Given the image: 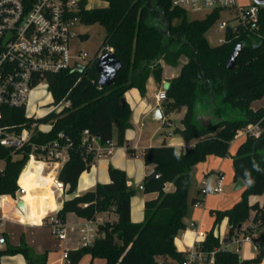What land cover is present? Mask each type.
Listing matches in <instances>:
<instances>
[{
    "label": "trees",
    "instance_id": "16d2710c",
    "mask_svg": "<svg viewBox=\"0 0 264 264\" xmlns=\"http://www.w3.org/2000/svg\"><path fill=\"white\" fill-rule=\"evenodd\" d=\"M87 1L77 0L76 15L80 23H97L105 29L100 49L111 47L122 67L108 86L98 85L94 59L81 71L47 75L54 100L68 93L70 106L46 116L43 121H52L50 130L38 133L33 140L53 141L59 133L68 139L66 158L58 171L64 193H74L80 175L94 161L93 150L88 151L87 143L83 142L84 131H88L89 137H98V142L103 144L112 140L116 126L117 144L123 145L131 113L126 100L122 102L124 93L135 87L144 94L149 76L161 85V60L177 66L181 57L186 59L179 74L168 80L165 111L171 113L185 107L180 127L173 133L186 141H196L179 152L166 144L142 151L144 164L154 166L153 172L144 177L142 190L155 192L157 196L145 201L144 220L140 223L130 218L135 191L127 184L125 171L111 164L108 182L97 183L91 190L64 199L55 213L61 224H65L68 213L86 220H94L101 212H113L116 216L115 220L98 225V236L91 246L68 250L70 264H77L85 254L102 259V264H157L159 258L181 261L184 252L177 249L174 238L186 228L184 219L190 207L203 200L200 190L198 196L188 200L192 167L208 155L228 156L237 131L261 120L262 135L259 138L246 135L232 155L234 179L244 182L241 199L230 208L212 210L215 225L227 218L230 234L250 219L251 213V221L259 229L253 238L254 257L241 259L236 251L216 250L214 264H259L264 257V200L250 202L249 197L264 193V106L252 107L264 98V6H258V31L239 26L227 32L225 42L210 45L206 32L219 18V9L202 18L190 19L188 11L172 6V0H101L107 4L97 7H88ZM86 36L81 35L83 39ZM240 42L243 48L235 67L226 69L231 51ZM203 114L213 117L206 127L197 119ZM4 117L7 124L24 120L23 111L17 109L6 110ZM0 159L5 161L0 171V195H13L28 155L12 158L10 149L0 145ZM155 172L160 176L150 180ZM169 182L174 190L165 192L164 186ZM19 183L25 190L38 185L24 169ZM53 184L59 185L52 177L50 190ZM14 204L9 196L0 198V209L7 214H17ZM43 221L44 226L50 227L48 217ZM250 229L245 228L244 235L250 234ZM218 246L219 237L210 230L201 248L211 251ZM13 254H22L28 264H46L47 260V250L34 253L23 235L18 244L8 243L0 249V257Z\"/></svg>",
    "mask_w": 264,
    "mask_h": 264
},
{
    "label": "built area",
    "instance_id": "2783aa9c",
    "mask_svg": "<svg viewBox=\"0 0 264 264\" xmlns=\"http://www.w3.org/2000/svg\"><path fill=\"white\" fill-rule=\"evenodd\" d=\"M172 6L185 9L188 12H206L219 9L229 12L236 20L235 25L226 20L219 23L218 28L223 30L224 37L217 44L226 40L227 28L235 31L237 27L259 30V7L254 1L250 5H241L238 0H172ZM77 0H0V145L10 149L12 158L28 155V160L21 169L17 179V190L9 196L17 203L22 200L25 188L19 183L23 169L30 160L35 162L60 163L66 158L68 139L59 133L53 141L35 143L33 138L38 133H46L52 126V121L43 119L53 112H59L70 106L67 95L55 101L49 88V74L74 71L79 65L84 66L87 54L81 53L78 46L73 45L74 39H80L77 27L80 19L77 17ZM260 38V34L256 35ZM103 52H112V48L105 47ZM102 53H99L94 60ZM83 61V62H82ZM51 95L53 107L46 112H38V94ZM158 101L166 99V92L161 89L156 94ZM9 109L22 110L24 120L15 123H4L5 111ZM261 120L250 123L239 131L243 135L259 138L263 133ZM49 125L48 129L41 126ZM238 132V131H237ZM84 131L83 142L87 143V150H93L94 159L109 155L114 149L111 140L103 143L102 147H95L96 137H89ZM237 134V133H236ZM29 147V150H26ZM200 194H219L224 191V176L218 174L216 182L211 185L202 180ZM21 213V212H20ZM10 218L3 216L0 209V228L4 221ZM107 219L95 218L86 220L79 225L78 240L80 247L91 246L98 236V225ZM51 233L59 240L66 239L64 224L55 218L48 217ZM197 234L194 244L184 252L181 261L159 258L157 264H214L216 250L236 251L240 241L231 235L219 237V246L211 251L201 248V242L207 233L199 231L196 223L189 226ZM254 234L244 236L245 240L253 241ZM6 243V237L0 229V245ZM235 247H232L234 246ZM255 247V245H254ZM60 260L62 264H70L68 250H64Z\"/></svg>",
    "mask_w": 264,
    "mask_h": 264
},
{
    "label": "crops",
    "instance_id": "0c3cea01",
    "mask_svg": "<svg viewBox=\"0 0 264 264\" xmlns=\"http://www.w3.org/2000/svg\"><path fill=\"white\" fill-rule=\"evenodd\" d=\"M254 0H251V3ZM104 2V1H103ZM239 2V0H238ZM106 3V2H105ZM240 4V3H239ZM185 62V59L181 57L179 59L177 66H172L166 64L163 60L160 61L163 71H162V83L158 85L153 76H149L146 81L145 93L141 94L140 91L132 87L124 93V98L128 103L131 113L129 123L130 126L124 132V144H117V128L116 126L113 129L112 142L114 143L113 151L107 155L100 158L94 159L92 166L89 170L84 171L77 183L76 190L72 195H66L64 193V184H59L58 180V171L61 166L60 163L49 162L50 166L47 167V173L45 179L48 182L51 178H55L59 185L53 184L51 186L52 197L54 199L55 207L53 210H48L47 214L44 215L42 210L39 213L35 211V218H33L32 225L20 223L24 228H26L27 233L21 232V235L24 236V239L28 246H34L39 251L38 254L47 250V260L46 264H62L60 260L63 251L69 249H77L80 247L78 240V228L85 219L76 216L73 213H68L66 216V222L64 224L66 239L59 240L52 233L51 228L44 226L43 219L55 215L56 211L61 207V204L64 199L69 198L74 195L82 194L88 190L94 188L97 183H104L109 181L108 166L111 164L116 168H120L125 171L127 177V184L134 189V195L131 197V209H130V218L134 223H140L144 220V203L148 199L155 198L157 193H144L142 190V181L145 176L150 175L153 172V165L144 164L141 153L147 147L160 146L166 144L173 146L176 152L184 151L187 148L193 146L196 139L191 141H186L182 139L179 135L174 134L173 130L167 133L161 131L162 126L159 124V120L162 121L164 118L170 114L165 111V101H158L156 99V94L159 90L164 89L165 85L168 84V80L176 77L181 69V65ZM185 108V107H183ZM186 109V108H185ZM159 110L161 117L159 118L156 114ZM205 115V114H203ZM160 121V122H162ZM169 126V122L166 123ZM245 137V135L242 134ZM245 139V138H244ZM242 140V142L244 141ZM235 145V139L230 142L229 146V155L226 157H219L216 155H208L206 158L198 162L195 166L192 167V176L196 175L200 181L199 187L196 191L194 197L198 196V192L201 186L202 180H207L211 185L216 182V176L222 174L224 176V186L232 181L236 183L234 179V172L232 166V146ZM95 147H102L103 144L96 142L94 143ZM238 147V146H237ZM237 148H235L236 151ZM49 164L48 162H43ZM33 178V177H32ZM34 179V178H33ZM35 180V179H34ZM50 189V188H49ZM235 189V188H234ZM50 190V191H51ZM174 190L172 183H166L164 186L165 192H170ZM243 191V187L235 189ZM223 193V192H222ZM26 194V193H25ZM24 194V195H25ZM221 194V193H219ZM23 195V196H24ZM56 196V200L54 198ZM192 197L191 200L194 198ZM251 197V198H250ZM249 201L255 202L258 201L256 196H250ZM239 194H233L231 197L228 196H218L215 194H206L203 196V200L200 203L194 204L190 207V211L187 217H185L186 228L181 231L175 238L174 243L178 250L185 251L190 248L195 240L197 239V234L189 228L191 223H196L198 225L199 231L202 233H208L210 230H213L215 236L223 237L225 235H231L236 240L240 241L239 246L237 247L238 251L244 247L245 244H253L251 239H244V229L251 226V223L244 222L241 224L239 229L232 234L229 233V225L227 218H224L219 224L215 225V215L212 213V210H223L230 208L235 202L240 200ZM255 199L254 201L252 200ZM23 199V197H22ZM26 205L25 199H23ZM259 202V201H258ZM262 202V201H261ZM259 202V203H261ZM27 208L26 213L27 214ZM253 213H251L252 217ZM43 217V219H42ZM17 218V216H16ZM96 218L115 220L116 216L113 212H101L96 215ZM12 223L15 220L9 219ZM250 234L256 235L254 229L250 227ZM6 237L5 244H11L10 238L7 232H4ZM20 238V236H19ZM18 244V243H17ZM248 249V256H245L244 259L252 258L256 254V249L254 244ZM232 247H235L232 246ZM31 248V247H30ZM2 249V248H0ZM239 254V253H238ZM243 259L241 256H239ZM85 259V260H84ZM170 259V258H164ZM84 260V261H83ZM264 262V257L261 264ZM102 264L103 260L99 258H92L90 254L84 255L77 264ZM0 264H28L22 254H13V255H3L0 257ZM263 264V263H262Z\"/></svg>",
    "mask_w": 264,
    "mask_h": 264
},
{
    "label": "rangeland",
    "instance_id": "374dc122",
    "mask_svg": "<svg viewBox=\"0 0 264 264\" xmlns=\"http://www.w3.org/2000/svg\"><path fill=\"white\" fill-rule=\"evenodd\" d=\"M239 3L241 5H250L251 0H239ZM107 3L101 1V0H88L87 1V6L88 7H97V6H103L106 5ZM206 15V12L201 11V12H188V17L191 18H202ZM222 20H226L229 24L235 25L236 20L233 19V15L229 12H222L219 16V18L212 24V26L207 30L206 32V38L209 42L210 45H216L218 43V40L220 38L224 37V32L223 30H220L218 28L219 23ZM77 31L80 32V39H74L72 44L75 46H78L79 50L81 53H86L87 56L85 58L86 61H90L95 59V57L99 53H103L104 49H100V46L103 41L105 29L95 23L92 25H84L80 23V25L77 27ZM85 34L87 35L86 38H82L81 35ZM183 59H185L183 57ZM186 61V59H185ZM83 62V61H82ZM53 98L51 95H45V94H38V106H40L38 112H46L49 111L53 107ZM264 106V98H262L259 101H256L252 104V107L254 109L258 107ZM185 108H180L177 111H173L170 114H168L164 120L162 121L161 119L159 120V124L162 126L161 131L164 133H167L169 131L174 130L176 127H180V120L182 116L184 115ZM162 121V122H160ZM169 122V126L166 124ZM42 129H48L49 125H43L41 126ZM245 137L242 136V133L238 130L237 134L235 135V145L232 146V151L231 154L234 155L235 153V148L242 142V140ZM52 164H46L43 162H35L33 160H30L28 164L25 166L24 171L33 177L37 182L38 185H33L30 186L26 189V194L23 196V199L26 201V208H27V214H22L19 211L16 210V215L17 218H15L14 222L12 223L10 221H4L3 225L1 226V231L7 232L10 238V243L12 244H17L20 242L19 236L21 235V232H25L26 228H24L20 223L24 224H33V218H35V211L36 213H39L42 210V213L44 215L47 214L48 210H53L55 207L54 199L52 197L51 191L49 187L47 186L48 182L45 179V175L47 173V167ZM5 166V161L0 159V171L3 170ZM105 183V182H104ZM200 181L196 177V175H193L191 178L189 190H188V200L191 201V198L195 196L196 191L199 187ZM235 183H232L230 181L224 186V191L221 194H215L218 196H228L231 197L233 194H239L241 197V191L235 190ZM56 196H54L55 198ZM251 198V197H250ZM241 199V198H240ZM256 199L261 202L264 200V193L261 195H256ZM56 200V198H55ZM254 201L255 199L252 198ZM2 213V212H1ZM3 216L7 217V214L2 213ZM250 219L246 220L245 222L251 223V226L254 229V232L257 233L259 232V229L257 226L252 223L251 221V214H250ZM236 231V229L233 230V233ZM27 233V231L25 232ZM7 244H1L0 248H4ZM253 245V244H252ZM251 244H245L243 248H241L238 253L239 256H241L243 259L245 256H248L249 252L248 249L251 247L253 249V246ZM32 251L34 253H39V251L36 249L34 246H30ZM86 255V254H85ZM85 260V259H84ZM83 260V261H84ZM264 264V262H262ZM261 263V264H262Z\"/></svg>",
    "mask_w": 264,
    "mask_h": 264
},
{
    "label": "water",
    "instance_id": "95a60500",
    "mask_svg": "<svg viewBox=\"0 0 264 264\" xmlns=\"http://www.w3.org/2000/svg\"><path fill=\"white\" fill-rule=\"evenodd\" d=\"M254 2L258 5L264 6V0H254ZM229 31V28H227V32ZM243 48V43H238L231 51L226 64V69H233L236 65L237 58ZM122 64L120 60L115 56L113 52H103L100 56H98L95 60V70L98 74V85L99 86H108L111 83L114 82V79L121 69ZM77 71L83 70V66L79 65L75 68ZM167 87V84L165 85ZM125 101V98H122V102ZM157 116L160 118V112L157 110L156 112ZM197 119L201 122V125L203 127H206L209 122L213 119L211 114H205L200 115L197 117ZM98 138V137H97ZM160 176V173L155 172L153 173L149 179H156ZM59 184L63 185L62 182H59ZM244 186V182L241 179H237L235 183V189L241 188ZM17 208L20 210L21 213H24V203L23 200H19L17 203ZM240 227V225L238 226Z\"/></svg>",
    "mask_w": 264,
    "mask_h": 264
},
{
    "label": "bare ground",
    "instance_id": "6f19581e",
    "mask_svg": "<svg viewBox=\"0 0 264 264\" xmlns=\"http://www.w3.org/2000/svg\"><path fill=\"white\" fill-rule=\"evenodd\" d=\"M25 193H26V190H25ZM25 193H24V194H25ZM22 200H23V199H22ZM23 203H24V209H25V210H24V213H22V214H25V213H26V205H25L24 200H23ZM15 211H16V209H15ZM1 212H2V213H5V212H3L2 210H1ZM5 214H7V213H5ZM16 216H17V215H14V214H7V217L10 218V219H12V220H14V219L16 218Z\"/></svg>",
    "mask_w": 264,
    "mask_h": 264
}]
</instances>
